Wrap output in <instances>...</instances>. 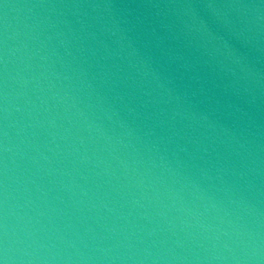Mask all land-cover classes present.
I'll list each match as a JSON object with an SVG mask.
<instances>
[{
  "label": "water",
  "instance_id": "1",
  "mask_svg": "<svg viewBox=\"0 0 264 264\" xmlns=\"http://www.w3.org/2000/svg\"><path fill=\"white\" fill-rule=\"evenodd\" d=\"M0 264H264V0H0Z\"/></svg>",
  "mask_w": 264,
  "mask_h": 264
}]
</instances>
